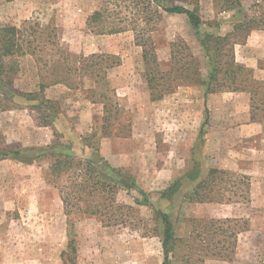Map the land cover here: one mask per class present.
I'll list each match as a JSON object with an SVG mask.
<instances>
[{
  "label": "rangeland",
  "instance_id": "obj_1",
  "mask_svg": "<svg viewBox=\"0 0 264 264\" xmlns=\"http://www.w3.org/2000/svg\"><path fill=\"white\" fill-rule=\"evenodd\" d=\"M165 1L189 9L199 3L205 25L197 32L185 15L166 14L147 23L144 19L150 11L144 18L143 9L133 22L135 10L124 2L116 16L122 22L116 23L125 30L98 35L91 31L95 26L88 28L87 18L101 0H0L2 25L26 34L39 26L45 32L42 45L52 44L37 56L20 58L14 89L39 94L60 106L50 130H40L44 112L36 109L35 101L18 97L0 111V154L22 153L19 159L0 160V264H64L62 254L70 252L69 232L77 254L67 264H164V227L157 209L169 213L174 225L177 242L170 255L172 264H264V85L252 100L250 90L258 85L249 84L251 77L264 83V30L253 31L249 41L234 47L236 62L243 68L237 85L249 84L247 90H225L216 93L218 100L208 102L205 89L186 83L165 95L170 98L167 112L161 106L148 107L147 68L143 48L135 40L138 29L153 26L158 61L167 71L171 45L182 39L199 60L201 74L204 70L208 74L200 39L208 31L229 35L232 25L244 16L264 13V0H242L241 14L221 10L216 0ZM58 49L65 51L73 65L74 57L95 53L121 60L120 66L108 71L107 99L86 91L95 87L93 80L53 82L54 61L63 60ZM41 85L46 88L41 90ZM91 103L96 106L92 121L87 122L81 112ZM168 113L174 124L169 129L164 121ZM84 127L90 132L79 135L76 128ZM52 144H60L62 150L72 147L79 156L100 155L110 166L126 171L151 205L137 204L143 197L136 190H120L115 196V224L102 223L101 216L77 212L67 216L60 188L70 180L67 175L50 176L54 158L34 159ZM194 168L201 172L200 178L212 168L226 172L213 192L222 194L219 199L223 200L190 202L185 196L195 182L185 179L172 199L160 198V193ZM95 203L103 204L102 197L96 195Z\"/></svg>",
  "mask_w": 264,
  "mask_h": 264
},
{
  "label": "trees",
  "instance_id": "obj_2",
  "mask_svg": "<svg viewBox=\"0 0 264 264\" xmlns=\"http://www.w3.org/2000/svg\"><path fill=\"white\" fill-rule=\"evenodd\" d=\"M12 1V0H7ZM124 2L129 3V9L135 10L133 13V22L139 20V10L144 13L150 11L144 19L147 23L157 22L166 15H185L191 27L197 32L205 25L204 20L200 14V4L196 3L194 9H189L186 6L176 5L174 3L168 4L165 0H101L100 6L94 10L87 18L88 28L92 27V32L98 35H112L123 32L125 29L121 27L122 20H118L116 16H120L122 12H117ZM215 4L223 11L239 10L241 14L242 0H216ZM222 12V11H221ZM217 28V25L215 24ZM233 31L226 36L208 31L203 38L200 39L201 46L204 50L205 57L208 62L209 73L206 79L201 74L200 62L196 56L190 52V46L184 40H178L171 45V62L169 65L171 69L164 71L160 67L158 57L155 51V44L152 40V33L154 28H142L136 31L135 40L138 46L143 48V59L147 68L146 81L152 101L162 100L169 91H173L178 86L192 83L204 87L205 95L219 93L225 90L243 92L248 89V85H258L257 89L250 90L252 100L255 99L261 86L264 83L256 81L251 77L247 86L237 85L239 76L242 72V66L236 62L234 47L236 44H245L251 33L255 30H264V13L260 15L244 16L243 20L238 21L232 25ZM41 30V33H39ZM44 30L38 26L32 30V33L26 34L25 31L19 30L16 27L5 26L0 22V111H5L7 108L6 102L14 103L15 98H24L27 101H35L36 109L43 114L40 126L50 127L53 125V119L60 114V106L58 102L46 99L36 93H22L14 89L13 76L16 75L19 68L20 58L25 55L37 56L38 53H43L50 43L42 45L40 40L43 39ZM51 37L48 34V38ZM58 46V44H56ZM57 53L63 56V60L54 61L55 70L54 83H72L79 78L93 80L95 87H89L86 91L92 93L93 96L107 99L109 83L107 80L108 71L121 65V60L115 55L109 54H92L90 56H76L74 57V65L71 64L69 56L65 51L58 49ZM46 61V65L50 64ZM80 66L77 67L76 64ZM56 65L62 66L58 70ZM60 79L58 80L57 78ZM181 79L175 85V81ZM172 82V83H171ZM168 85L166 89L165 85ZM173 84L175 86H173ZM45 85H41V90L45 89ZM171 88V89H169ZM168 90V92L166 91ZM254 96V97H253ZM105 106V113L107 112V104ZM109 112V111H108ZM209 117H207L208 120ZM104 120H107L105 118ZM105 127L103 130L105 131ZM58 133H55L56 137ZM49 145L47 150L39 151L34 157L38 160L42 157H52L55 162L51 167L50 176L60 178L66 176L70 180L60 188L62 201L64 203V210L67 216L77 212L87 216H101L102 223L112 225L117 223L118 219L114 218L115 210V196L118 191L136 190L143 197V201L136 203L139 205H151V200L147 194L140 190L135 177L131 176L122 169L110 166L100 155H92L90 157L79 156L74 153L72 147ZM20 158L22 153L16 151L13 153L0 154V160L8 158ZM197 168V166L195 167ZM189 171L186 175L176 180L169 188L160 193L161 199H172L177 191L183 185V180L195 182L194 187L190 193L186 194V198L190 202H207L213 203L223 200L219 199L222 194L213 195L214 187L219 185L217 180H221L225 171L212 168L207 174L200 178L201 173L197 169ZM99 195L103 199V204L95 203V196ZM218 197V198H216ZM105 202L108 203L105 205ZM157 217L160 218L164 234L162 239V247L164 250V264H172L170 255L175 249L177 239L175 238V229L169 213L157 209ZM70 222V220H68ZM71 238L68 249L70 252L63 253L64 264L71 259V256L77 254L75 241L72 234L69 232ZM65 256L67 258H65ZM224 258H228L224 256Z\"/></svg>",
  "mask_w": 264,
  "mask_h": 264
},
{
  "label": "crops",
  "instance_id": "obj_3",
  "mask_svg": "<svg viewBox=\"0 0 264 264\" xmlns=\"http://www.w3.org/2000/svg\"><path fill=\"white\" fill-rule=\"evenodd\" d=\"M255 34V33H254ZM251 35H253V34H251ZM253 37V36H252ZM249 39H251V36L249 37ZM249 39H248V41H249ZM202 60V59H201ZM202 75H203V77H204V79H206L207 78V76H208V74H207V72H206V70H204V71H202ZM201 89H204V87H202L201 86ZM185 92V91H184ZM182 93V94H181ZM203 95H204V98H208V102L209 101H216V100H218V98H220L219 97V95L218 94H216V93H214V94H210V95H208V96H206L205 95V91L203 90ZM180 94L181 95H183V92H180ZM202 95V96H203ZM180 97H182V96H180ZM177 98H179V97H177ZM169 100V101H168ZM181 101V100H180ZM168 103H170V98H164L163 100H159V101H152V98H148V107L151 109V110H156L155 108L157 107V106H161V107H164L166 110H165V112H167L168 111V108H166L167 107V105H168ZM172 105V104H171ZM95 104H89V107H87L84 111H82L81 112V117L83 116V118H85V120L87 121V122H91L92 121V116H93V110H94V108H95ZM172 111V110H171ZM170 111V112H171ZM88 112H90L89 114H87ZM167 115V118L164 120L165 121V126H166V128H168L169 129V127H172L174 124H171L170 123V121L171 120H173L171 117H169V113L168 114H166ZM169 117V118H168ZM83 118H82V120H83ZM177 119V118H176ZM181 120H182V118H181ZM80 121H81V119H80ZM82 124H84V123H82ZM79 125V124H78ZM200 125V124H199ZM77 126V125H76ZM90 126H92V123H90ZM87 127V126H86ZM199 127V126H198ZM50 130L51 128L50 127H41L40 128V130ZM76 130H77V132H78V134L79 135H82V134H84L85 132H90L87 128H85L84 127V129L83 130H81V131H78V129L76 128ZM85 131V132H84ZM168 132V131H167ZM189 132H187V134L186 135H189L188 134ZM51 134H52V137H53V131H51ZM50 134V135H51ZM46 138H47V135H46ZM45 140H47V139H45ZM49 140H51V137H50V139H48V141ZM194 140H195V137H194Z\"/></svg>",
  "mask_w": 264,
  "mask_h": 264
}]
</instances>
